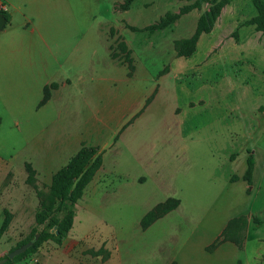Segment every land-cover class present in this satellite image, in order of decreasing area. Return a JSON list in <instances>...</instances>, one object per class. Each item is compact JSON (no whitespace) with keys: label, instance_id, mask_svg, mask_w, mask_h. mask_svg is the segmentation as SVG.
Listing matches in <instances>:
<instances>
[{"label":"rangeland","instance_id":"obj_1","mask_svg":"<svg viewBox=\"0 0 264 264\" xmlns=\"http://www.w3.org/2000/svg\"><path fill=\"white\" fill-rule=\"evenodd\" d=\"M123 1H102L91 19V26L99 28L105 44L92 45V69L101 68L123 79L119 94L108 93L95 105L100 111L111 112L120 104L125 106L130 91L137 90V106L141 108L147 90L155 85L150 101L162 87L166 93L154 113L145 111L131 122L154 123L164 132L170 124H179L180 136L189 145L188 163L184 165L188 167L181 165L174 176L167 173L159 200L177 199L180 206L145 235L139 236L133 225L141 211L130 206L111 205L107 213L117 223L110 225H85L79 223L77 214L65 238L85 239L82 252H71L72 264H154L151 258L147 263L134 255L141 245L149 241L158 244L163 236L172 242L165 243L160 254L173 248L177 264H264V36L254 26H242L256 16L251 0H230L214 29L199 39V48L189 58L176 57L174 42L193 34L197 19L209 7L208 0L154 32H132L126 27H146L168 14H177L196 0H134L128 10H115L114 5ZM122 41L130 52L131 76L124 53L118 48ZM114 84L116 89L121 87ZM27 92L0 95V226L3 211L11 214L8 227L0 235V260L30 239L33 230L41 229L35 224V214L51 181L49 177H37L33 168L40 97L31 98ZM50 116L47 112L46 117ZM145 134L146 130L140 129V138ZM249 157L254 165L251 183L247 184L242 177ZM26 163L34 170L31 185L26 183ZM240 216L247 218L245 248L237 251L225 245L220 247L226 251L222 255L210 254L215 249L205 253L202 247L220 237L229 220ZM252 217L262 224L255 225ZM184 220L188 223L183 224ZM114 236L119 243L111 239ZM48 243L58 246L51 241L43 243L36 253L9 264H40L47 255L41 250ZM149 253L156 250L151 248Z\"/></svg>","mask_w":264,"mask_h":264},{"label":"crops","instance_id":"obj_2","mask_svg":"<svg viewBox=\"0 0 264 264\" xmlns=\"http://www.w3.org/2000/svg\"><path fill=\"white\" fill-rule=\"evenodd\" d=\"M102 1L0 0L8 18L0 31V95H18L20 90H27L28 96L40 97L41 101L44 89L55 84L56 88H49L46 103L36 109L37 113L41 112L36 118L33 145L36 176L51 179L82 145L96 147L102 164L76 204L72 228L77 214L79 223L82 221L85 225L116 224V218L107 211L118 203L141 211L133 225L136 233L142 236L163 219L145 231L140 229L141 218L162 202L158 193L165 189L167 173L174 176L181 165L188 163L189 145L180 136L179 124H170L164 132L160 127L156 129L154 123L131 122L145 111L154 113L166 93L162 87L150 101L155 85L147 90L141 108L137 106V90L130 91L125 106L120 104L108 114L95 105L108 93L119 94L123 82L121 75L110 76L101 68L91 67L92 45L103 42L99 28L91 26V19L99 12ZM199 43L198 40L196 49ZM202 52L205 56L206 52L203 49ZM261 58L264 59L262 54ZM115 82L120 84L119 89L114 86ZM47 112L51 114L49 118ZM140 129L146 130V137L140 138ZM187 223L188 220L183 221V224ZM217 237L202 247L205 253L209 254L206 247ZM247 237L246 234L241 248L224 242L210 254L226 253L220 248L225 245H231L237 251L244 249ZM66 238L55 247L50 243L44 245L41 252L47 255H43L40 264H72L71 252L77 249L82 252L81 244L85 238ZM111 239L120 242L115 236ZM150 242L137 248L138 254L134 258L145 259L143 261L147 263L151 258L154 264H177L173 248L160 254L168 242H172L170 237L163 236L158 244ZM151 248L156 253H149Z\"/></svg>","mask_w":264,"mask_h":264},{"label":"trees","instance_id":"obj_3","mask_svg":"<svg viewBox=\"0 0 264 264\" xmlns=\"http://www.w3.org/2000/svg\"><path fill=\"white\" fill-rule=\"evenodd\" d=\"M133 2L134 0H124L122 4H115L114 9L122 11L128 10ZM202 2L203 0H196L192 4L182 7L177 14H168L159 21L146 27L140 29L136 27L126 28L132 32H154L162 30L174 23L182 15L190 12L192 9L200 8ZM207 2L209 7L197 19L193 34L189 38L176 40L174 42L176 57L189 58L195 53L199 38L212 31L215 22L220 16L222 8L229 4L230 0H208ZM251 3L256 10V16L244 22L242 26H254L255 31L260 32L262 36H264V0H251ZM2 14L6 17V21H8L6 14ZM118 48L124 53V60L128 67V76H131L133 66L129 55L130 52L123 41L118 44ZM113 57L115 56H112V58ZM49 88H56V85L51 84L48 88L46 87L44 89V95L39 106L44 105L48 100ZM101 164V154L96 147L81 146L78 152L67 162V164L51 177L48 192L45 198L40 200L39 209L35 214V224L37 227H41V229L39 231L33 230L31 238L21 242L16 248L32 240L34 235L37 236L36 241L26 252L12 260H9L6 255L0 260H5L2 264H9L13 261H18L27 254L36 253L43 243L51 241L59 245L62 242L72 228L74 206L82 197L84 189L91 182ZM246 165L247 167L242 179L246 181L247 184H250L254 165L253 158L249 157L246 161ZM25 170L27 172L26 183L31 185L34 182V170L27 163L25 164ZM38 195H40V193H38ZM178 205L179 201L173 198H168L157 204L141 218L139 223L140 229L145 231L157 220L174 211ZM10 219L11 214L4 210L3 221L0 226V235L8 227ZM252 222L255 225L262 224V221L257 217H252ZM246 226L247 218L244 216L229 220L220 237L206 247V251L211 252L224 242L233 243L241 248L245 240Z\"/></svg>","mask_w":264,"mask_h":264},{"label":"water","instance_id":"obj_4","mask_svg":"<svg viewBox=\"0 0 264 264\" xmlns=\"http://www.w3.org/2000/svg\"><path fill=\"white\" fill-rule=\"evenodd\" d=\"M6 23V18L3 14L0 13V31L3 29V27L5 26ZM37 236H35L32 240H30L29 242L21 245L20 247L14 249L13 251H11L10 253L7 254V258L9 260L14 259L15 257L23 254L24 252H26L32 245L33 243L36 241ZM5 260L0 261V264L4 263Z\"/></svg>","mask_w":264,"mask_h":264},{"label":"built area","instance_id":"obj_5","mask_svg":"<svg viewBox=\"0 0 264 264\" xmlns=\"http://www.w3.org/2000/svg\"><path fill=\"white\" fill-rule=\"evenodd\" d=\"M5 11H6V7H5V6H3V5H2V6H0V12H1V13H4Z\"/></svg>","mask_w":264,"mask_h":264}]
</instances>
